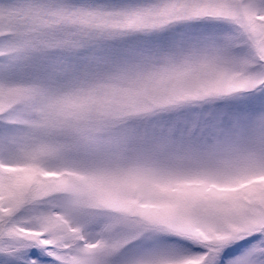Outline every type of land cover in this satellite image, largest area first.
<instances>
[{
    "label": "snow or ice",
    "instance_id": "6c2138e0",
    "mask_svg": "<svg viewBox=\"0 0 264 264\" xmlns=\"http://www.w3.org/2000/svg\"><path fill=\"white\" fill-rule=\"evenodd\" d=\"M202 19L231 31L153 35ZM129 55L204 90L202 147L101 158L85 80ZM0 264H264V0H0Z\"/></svg>",
    "mask_w": 264,
    "mask_h": 264
},
{
    "label": "rangeland",
    "instance_id": "374dc122",
    "mask_svg": "<svg viewBox=\"0 0 264 264\" xmlns=\"http://www.w3.org/2000/svg\"><path fill=\"white\" fill-rule=\"evenodd\" d=\"M230 31L224 21L202 19L179 22L153 35L178 41ZM181 73L159 63L145 66L131 55L108 58L89 70L85 87L96 89L92 119L105 162L126 167L162 165L206 143L200 120L204 109L212 106L210 99H202L204 90ZM253 91L215 103L247 99ZM150 247L151 241L134 240L118 259L133 258Z\"/></svg>",
    "mask_w": 264,
    "mask_h": 264
}]
</instances>
